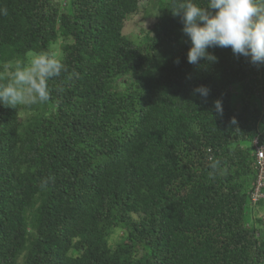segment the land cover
Returning a JSON list of instances; mask_svg holds the SVG:
<instances>
[{
  "label": "trees",
  "instance_id": "1",
  "mask_svg": "<svg viewBox=\"0 0 264 264\" xmlns=\"http://www.w3.org/2000/svg\"><path fill=\"white\" fill-rule=\"evenodd\" d=\"M145 1L136 42L141 0H0V73L35 52L66 69L23 119L0 104V264H264V64H189L179 0Z\"/></svg>",
  "mask_w": 264,
  "mask_h": 264
},
{
  "label": "clouds",
  "instance_id": "2",
  "mask_svg": "<svg viewBox=\"0 0 264 264\" xmlns=\"http://www.w3.org/2000/svg\"><path fill=\"white\" fill-rule=\"evenodd\" d=\"M171 12L180 17L182 32L188 38L190 47L186 59L189 64L215 62L217 58L208 49L216 47L230 48L234 55L247 57L254 65L264 64V0H179ZM7 14L6 8H0V15ZM2 67L0 80L5 82L0 83V104L11 108L19 106L16 108L19 113L23 112L20 105L31 107L47 103L51 96L50 80L66 71L62 59L47 52L31 53L27 60L5 63ZM209 91L208 87L198 85L193 94L206 98ZM213 104L215 111L222 115L221 100ZM231 122L235 124V118ZM256 142V151L257 147L264 148V144L259 146ZM219 164L216 160L212 167L215 169ZM259 172L250 195L252 203L253 194L264 196V186L259 187L264 169L260 171L259 167ZM43 183L46 185L48 181ZM261 198L264 199L259 197L258 201Z\"/></svg>",
  "mask_w": 264,
  "mask_h": 264
},
{
  "label": "rangeland",
  "instance_id": "3",
  "mask_svg": "<svg viewBox=\"0 0 264 264\" xmlns=\"http://www.w3.org/2000/svg\"><path fill=\"white\" fill-rule=\"evenodd\" d=\"M140 5H141V8H142V11L131 17L128 21H126L125 23V27H124V33L127 37H129L131 40L133 41H138L141 37V29L146 27L149 22L153 19V16L150 15L148 17L145 16V13L144 11L147 9V5H146V1L145 0H141L140 2ZM148 23V24H147ZM57 53L59 56V53H60V50L57 49ZM17 107L19 106H16L15 108H11V110H15ZM21 107V110H23L22 113H19V110H18V116H21L22 119L26 116V113L24 112V106L20 105ZM256 159L257 157L259 156V154L257 155V152H256ZM263 169V168H262ZM263 180L260 179V182H259V187L260 186H264V182H262ZM259 197H264V196H259L258 194H253L252 195V199H253V203L256 204V202L258 201L257 198ZM254 208V206H253ZM258 209V210H257ZM252 213L255 215V216H259L260 214L259 213H264V202L262 204H258L256 208H254V210L252 211ZM263 215L262 219H264V214H261ZM120 230V229H119ZM115 232V239L118 240L120 234H122V231L120 230V232H116V230H114Z\"/></svg>",
  "mask_w": 264,
  "mask_h": 264
},
{
  "label": "built area",
  "instance_id": "4",
  "mask_svg": "<svg viewBox=\"0 0 264 264\" xmlns=\"http://www.w3.org/2000/svg\"><path fill=\"white\" fill-rule=\"evenodd\" d=\"M258 154H259V156L257 157V162L259 164L260 171H262L264 169V148H262V146L261 147H257V155Z\"/></svg>",
  "mask_w": 264,
  "mask_h": 264
},
{
  "label": "bare ground",
  "instance_id": "5",
  "mask_svg": "<svg viewBox=\"0 0 264 264\" xmlns=\"http://www.w3.org/2000/svg\"><path fill=\"white\" fill-rule=\"evenodd\" d=\"M259 174H260V172H259ZM261 178H262V182H264V174H261Z\"/></svg>",
  "mask_w": 264,
  "mask_h": 264
}]
</instances>
